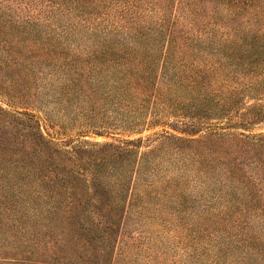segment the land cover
<instances>
[{"label":"rangeland","instance_id":"obj_1","mask_svg":"<svg viewBox=\"0 0 264 264\" xmlns=\"http://www.w3.org/2000/svg\"><path fill=\"white\" fill-rule=\"evenodd\" d=\"M29 122L70 153L136 142L83 195L116 223L94 264H264V0H0V183Z\"/></svg>","mask_w":264,"mask_h":264},{"label":"trees","instance_id":"obj_2","mask_svg":"<svg viewBox=\"0 0 264 264\" xmlns=\"http://www.w3.org/2000/svg\"><path fill=\"white\" fill-rule=\"evenodd\" d=\"M22 114L32 121V115ZM27 127V136L14 142L19 147L18 166L12 171L1 168L10 178L0 183L5 189L0 195V224L5 234L11 226L10 236L19 243L0 247V254L17 256L4 260L5 264H36L40 262L36 257L39 244L45 241L44 245L57 247L56 254L64 264L74 256L94 264L89 258L106 256L116 223L112 214L82 211L87 201L83 195H97L95 182L101 181L95 174L97 168L107 166L113 172L117 162L128 166L136 142L79 146L70 153L59 142L45 138L31 122ZM10 191L14 195H7ZM96 242L101 245L95 246Z\"/></svg>","mask_w":264,"mask_h":264}]
</instances>
